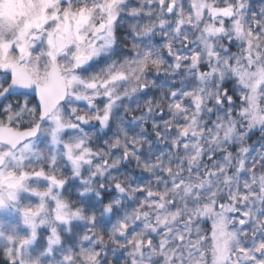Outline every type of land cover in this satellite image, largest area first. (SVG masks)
I'll return each mask as SVG.
<instances>
[{"label":"snow or ice","instance_id":"6c2138e0","mask_svg":"<svg viewBox=\"0 0 264 264\" xmlns=\"http://www.w3.org/2000/svg\"><path fill=\"white\" fill-rule=\"evenodd\" d=\"M0 264H264V0H0Z\"/></svg>","mask_w":264,"mask_h":264},{"label":"trees","instance_id":"16d2710c","mask_svg":"<svg viewBox=\"0 0 264 264\" xmlns=\"http://www.w3.org/2000/svg\"><path fill=\"white\" fill-rule=\"evenodd\" d=\"M253 139H255V136L253 137Z\"/></svg>","mask_w":264,"mask_h":264},{"label":"rangeland","instance_id":"374dc122","mask_svg":"<svg viewBox=\"0 0 264 264\" xmlns=\"http://www.w3.org/2000/svg\"><path fill=\"white\" fill-rule=\"evenodd\" d=\"M210 226V225H209Z\"/></svg>","mask_w":264,"mask_h":264}]
</instances>
